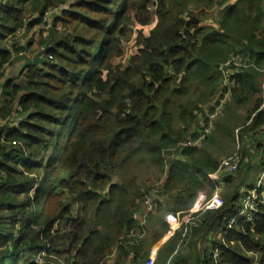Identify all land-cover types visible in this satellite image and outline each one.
<instances>
[{
  "label": "trees",
  "instance_id": "1",
  "mask_svg": "<svg viewBox=\"0 0 264 264\" xmlns=\"http://www.w3.org/2000/svg\"><path fill=\"white\" fill-rule=\"evenodd\" d=\"M226 2L0 0V264L25 256V264H252L248 254L264 261V202L250 221L238 216L227 227L244 187L256 188L242 177L252 149L264 169V0ZM49 10L52 22L41 27ZM217 10L215 25L204 23ZM34 26L44 57L36 65L26 56L32 43L14 40ZM129 26L134 54L116 65ZM234 54L247 67L226 87L218 68ZM18 62V76L3 80ZM225 95L211 135L179 147L198 139L199 120ZM242 108L243 123L234 125L226 115ZM222 138L242 145L237 168L221 179L241 178L214 206L221 161L209 145ZM141 165L165 174L159 196L167 205L157 201L159 230L147 224V238L136 239L132 216L152 190L133 173ZM263 195L264 183L257 201ZM218 230L217 256L201 259L198 241Z\"/></svg>",
  "mask_w": 264,
  "mask_h": 264
},
{
  "label": "rangeland",
  "instance_id": "2",
  "mask_svg": "<svg viewBox=\"0 0 264 264\" xmlns=\"http://www.w3.org/2000/svg\"><path fill=\"white\" fill-rule=\"evenodd\" d=\"M228 1L229 0H227V2ZM148 7H149L148 8L149 10L150 9L152 10V5H150ZM217 13H218V10L214 11L212 13L208 12L206 14V18L204 20L205 21L204 23H207V24L213 26L215 23V22H213V19L215 21ZM51 15L52 14H49L43 18V21L41 23V27L45 25V22H47L49 20V17L53 16V15L52 16ZM50 20H52V19H50ZM50 20L48 21V23L52 22ZM154 22H155V19L152 20L149 25L152 26L154 24ZM57 27L60 31L64 32L65 34H70L71 32L74 33L73 26L65 27V26H61L58 24ZM39 28L40 27L34 26L32 29L28 30V32H18L15 36L14 40L20 41V43H21L20 45H22V44L26 45V44L32 43V48L28 49V52H26V56L28 58H33L37 52L42 51V49L40 48V45H39L40 40H41V37L38 34ZM135 31L136 30H135L134 26H129V29H127V31H126L127 39L124 38V40L122 41V44H121V47L123 49V55L114 59V63L116 65H121V66L126 65L128 58L134 54V48L132 47L131 44L134 42V39L136 36ZM35 51H37V52L35 53ZM40 56L44 60L42 53ZM20 67H21V62H18V63H16V65H14L10 68H7L5 76H3V80L6 78H10V77H17L18 76L17 74H19V72L21 71ZM244 115H245V108H242V109L238 110V112L236 114H235V111H233V112L228 113L226 116H230L232 120L237 118V121H236L237 123H235L234 125H236V124L240 125L243 123L242 119H243ZM222 116L220 115L218 117V114H217L214 117L213 128L210 130V132H207L205 136L211 135V131L213 129H215V126H214L215 121L217 122L220 119V117H222ZM238 128L239 127H237V129L234 130L235 136L237 134ZM241 145H242V143L240 144V141L236 138L233 142H229L226 138H222L220 140L218 139L214 143H211L209 145V151L211 152V154L214 157H216L219 161H221L222 164H224L225 162L230 161V159H231L230 156H233L234 154L239 153L238 151H239ZM247 149H249V148L247 147ZM250 155L251 156L254 155V157L250 158V159L247 157L248 159L245 158V160H244V164H246V166L243 168L244 169L243 174H242L243 183H244V185H247V184L254 185L255 184L257 186V184H258L257 183L258 182V173H259V168H258L259 162H257V160L260 161V159L258 157L259 154L258 155L253 154V149H252V151H250ZM248 161H250V162H248ZM262 161L264 162V158ZM249 166H250V168H248ZM225 167L226 166L223 165L224 169L222 168L220 170V174H219L220 184H219L218 188L213 192V195H212V200H213V203L215 205H219L220 203L223 202V200L225 198H228V196L230 197L233 195L236 183H238V179L241 178V177H238L237 179L233 180L236 182L235 184L234 183H230L231 185L225 184V182H223L224 179H221V178L224 176H227V175H231L230 173H232L230 171L231 169L228 170V169H225ZM133 173L137 177L139 184L145 183V186L147 185L146 187H150L151 189L154 187L160 186L163 179H164V175H165V174H163L162 176H158V174L156 173V170L149 165H147V166L141 165V167H138V169L134 170ZM235 174L236 173H234L232 175H235ZM114 180L119 181L116 176H115ZM244 190H246V187H244ZM244 192L241 195L240 201H242L244 196L246 195V194H244ZM161 200H163V198H161ZM161 202L164 206L167 205V200H163ZM75 210H76V208L75 209L73 208L74 212H75ZM159 217H160V214H159V212H157V207H156L154 214H152V216L150 217V220H147L148 229H149L150 233H155L159 230V227H160ZM235 220H236V218L229 220L232 222L231 227L234 225ZM245 220L247 221L249 219L246 218ZM229 221L227 224H229ZM148 234L149 233H147V236H148ZM147 236H146V238H147ZM221 238H222V234L219 230L214 232V235L213 234L210 235V240L207 239L204 241L205 245H207L205 247V251L212 252L213 242L219 241V240H221ZM162 239H164V237ZM148 240H150V238H148ZM204 243H202V246L204 245ZM182 252H185V250H183ZM53 256L54 255H51V257H53ZM247 256H250V258L252 259V264H264V261H262L260 254H253V255L248 254ZM26 257L27 256H25V258L22 259L18 264H25V262H26L25 259H27ZM200 258H202V254H200Z\"/></svg>",
  "mask_w": 264,
  "mask_h": 264
},
{
  "label": "built area",
  "instance_id": "3",
  "mask_svg": "<svg viewBox=\"0 0 264 264\" xmlns=\"http://www.w3.org/2000/svg\"><path fill=\"white\" fill-rule=\"evenodd\" d=\"M54 11L49 10L48 12L45 13L46 17L49 14H54ZM247 61L241 54H234L231 55L228 59H226L224 62H222L218 68L221 77L223 79V86L230 87L232 86V82L230 80L231 75L233 74V71L246 68L247 67ZM228 95H225L223 99L220 100L219 104L215 107V110L213 112L208 113L207 116V122L205 123L204 119L201 118L199 120V137L196 141H184L179 143V147H190V146H195L196 143L200 142L206 135L207 132H210V130L213 128V119L214 117L219 114L220 110L222 109L223 104L226 102ZM261 109L264 110V101L261 106ZM264 154V150H263ZM231 159L229 162H225L224 164L220 165V170L223 168V165L226 166L225 169H231L230 171H234L237 168L238 165V160L239 157L236 155L230 156ZM224 169V168H223ZM256 188L249 190L246 195L244 196L243 200L240 201V207L238 211L235 214V218L238 216L248 218L250 221L252 216L254 215L253 213L257 211V206L260 203L264 202V199L261 201H257V189L261 187L264 183V169L258 174V182H257ZM161 186H157L152 188L150 192H146L143 197V203H142V209L140 212L133 214L132 219L138 223L140 226L141 230H135V232L131 231L130 236L138 239L142 238L146 235V226H147V217L150 214H153L155 211V208L157 206V201H159L161 196H159L161 192ZM161 195V194H160ZM264 197V195H263ZM212 205L215 206L212 200ZM234 218V217H233ZM232 222L229 221V224H227V227H231ZM185 225H195L194 219H187L185 220ZM229 225V226H228ZM213 257L215 258L218 254L217 249H214L212 251ZM44 254V253H43ZM42 257L37 254L34 256L33 261L34 262H41Z\"/></svg>",
  "mask_w": 264,
  "mask_h": 264
},
{
  "label": "crops",
  "instance_id": "4",
  "mask_svg": "<svg viewBox=\"0 0 264 264\" xmlns=\"http://www.w3.org/2000/svg\"><path fill=\"white\" fill-rule=\"evenodd\" d=\"M236 0H229L227 3L228 4H232V3H234ZM214 25H215V23H214ZM208 109V108H207ZM259 158H260V156H258ZM256 162V161H255ZM257 162H259L258 160H257ZM245 192L247 191V190H244ZM244 192V193H245ZM248 192V191H247ZM213 235H214V233H212ZM212 234H209L208 236H205V237H202L199 241H198V248L200 249V254H202V256L204 255V253H205V247L207 246V245H205V243H204V241L205 240H207V239H209L210 240V235H212ZM165 239V238H164ZM163 239V240H164ZM163 240H161L162 242H163ZM215 242V241H214ZM213 242V243H214ZM202 243H204V245L202 246ZM203 248H202V247ZM202 250V251H201ZM202 259V258H201ZM112 262H111V260H109L108 261V264H111Z\"/></svg>",
  "mask_w": 264,
  "mask_h": 264
},
{
  "label": "water",
  "instance_id": "5",
  "mask_svg": "<svg viewBox=\"0 0 264 264\" xmlns=\"http://www.w3.org/2000/svg\"><path fill=\"white\" fill-rule=\"evenodd\" d=\"M40 55H41V51L37 52V53L35 54V56L33 57V61H32V63H33L34 65L43 62V59L41 58Z\"/></svg>",
  "mask_w": 264,
  "mask_h": 264
}]
</instances>
